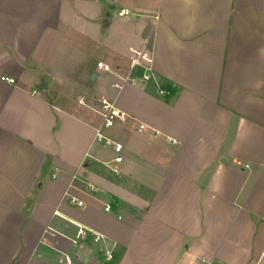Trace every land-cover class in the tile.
<instances>
[{
  "label": "crops",
  "instance_id": "obj_1",
  "mask_svg": "<svg viewBox=\"0 0 264 264\" xmlns=\"http://www.w3.org/2000/svg\"><path fill=\"white\" fill-rule=\"evenodd\" d=\"M0 264H264V0H0Z\"/></svg>",
  "mask_w": 264,
  "mask_h": 264
},
{
  "label": "built area",
  "instance_id": "obj_2",
  "mask_svg": "<svg viewBox=\"0 0 264 264\" xmlns=\"http://www.w3.org/2000/svg\"><path fill=\"white\" fill-rule=\"evenodd\" d=\"M110 1V0H108ZM122 16H133L132 12L129 11H122L120 13ZM152 49L150 48L149 44L145 41L139 49H132L131 61H132V73L125 78H122L121 81L113 83L115 88H122L124 84L131 83V84H138L150 81L154 78V71L151 66V59H152ZM98 67L107 71H111L110 67L103 62L98 64ZM1 79L3 81H7L9 83H14L15 79L12 77H5L2 76ZM162 93V92H161ZM100 114L104 120L103 127L96 129L95 133V141L105 147L112 149L115 153V157L112 161V166L110 167L111 170L119 174L120 169L118 165L121 164L125 156L123 154L124 146L123 144L117 142L112 137L108 136L104 129H111L115 126L117 121L125 122L128 119V115L120 110L118 107L114 105L109 99L105 97L100 98ZM146 128L144 124H140L138 127L139 131H143ZM72 201L76 202L78 205H82V201H77L76 198L72 197ZM106 210H110V206L106 207ZM83 231L81 230V233ZM76 242V241H75Z\"/></svg>",
  "mask_w": 264,
  "mask_h": 264
}]
</instances>
